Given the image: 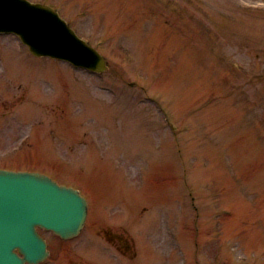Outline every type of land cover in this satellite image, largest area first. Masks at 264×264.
Listing matches in <instances>:
<instances>
[{
	"label": "rangeland",
	"instance_id": "374dc122",
	"mask_svg": "<svg viewBox=\"0 0 264 264\" xmlns=\"http://www.w3.org/2000/svg\"><path fill=\"white\" fill-rule=\"evenodd\" d=\"M148 1L152 4V0ZM148 1L139 0L134 4L136 8L138 4L141 8H137L138 11L142 12L147 20L156 19L159 31L158 29L152 31L151 27L145 31V20H142L139 21L141 30L138 25H132L127 27L123 36L127 38L141 32V44L147 49V52L142 49L141 55L147 57L146 65L149 68L162 65L159 68L164 73V84L160 85V88L166 94L169 92L178 97V100L182 97L186 99L187 104H190L189 108H195L204 101L214 99L213 104L205 110L210 119L214 118L213 122L215 117L219 116L218 109L224 100L239 109L240 113L245 112L247 116L251 114L254 117V105L256 108L260 107L255 114L262 117L264 75L258 81H252L249 76L232 75L227 64H223L218 57L221 46L216 43L218 34L213 24L205 25L201 21H196L197 26L193 21L194 24L189 27L183 21L175 22L169 18L166 11L158 12L148 9L146 5ZM91 4V0L88 2L66 0V9L70 15H74L78 7ZM109 7L108 1L104 4L94 3L89 8L91 16L99 17L109 11ZM115 13L118 14L115 20L119 22L122 20L128 22L136 17L132 11L116 10ZM154 14H157V17ZM193 18H198L194 12ZM103 21L108 23L109 18L104 16ZM96 23L99 25L101 21L96 19ZM225 25L230 23L226 21ZM147 34L153 45L162 44V46L158 49L148 47L150 42ZM154 35L158 38L154 39ZM209 37L212 45L208 40ZM171 38H179L177 42L187 47L191 46L182 52L186 61L182 59L181 64L178 61V55L169 61L171 55L168 42ZM117 40L114 34L110 45L114 46ZM133 42L138 47L137 42L135 40ZM230 42L234 51L239 49L232 39ZM195 44L197 48L194 47ZM227 48L232 49L230 46ZM242 54L241 58L246 62L245 65L255 68V63H249L250 59L247 62L245 54L243 52ZM216 57L218 61L215 60ZM184 62L187 63V67ZM108 74L104 82L96 80L82 72H74L67 65L35 59L16 39L0 37V163L36 162L42 165L43 169L60 175L62 179L71 176L86 186L84 187L91 192L95 203L92 224L79 239L61 245L53 239V235L46 234L56 251V257L51 264H181L180 249L187 248L185 242H188L191 248L190 264H196L194 256L198 246H203L197 251L201 250L206 258L208 255V264H224L226 252L223 247H220L219 242L211 240L212 236L208 231L210 219L219 223L225 222V236L221 237V243L223 241L228 243L225 239L240 238V236L232 237L238 232L234 229V223L239 220L242 230L245 229L243 235H241L243 231H239L243 238L241 241L243 250L264 254V180L254 185L258 190L253 186L256 181L254 177L250 181L246 180L248 186H253L252 191H244L249 193L247 199L240 198L237 193L229 192L226 187L228 184L232 187L238 179L242 182V184L239 183L241 189L247 186L242 174H250L248 167L258 169L254 164L258 163V159L256 155L254 156L250 144L257 141L264 148V144L258 142L263 139L262 132L253 131L242 139L241 156L246 154L248 161L244 159L243 164L247 166L241 170L233 172L221 170L220 163L216 160L217 169L213 170L215 172H201L195 176L198 179L211 180L214 187L219 188L218 199L221 208L209 207L196 216L192 204L190 208L188 193L182 184L183 173L179 159L164 158L161 163L162 157H157L151 152L153 140H158V137L163 134L165 139L163 138L162 141L166 142V147L173 156L168 142L171 136L170 131L164 124L162 116L157 113L154 106L143 104L140 92L127 86L123 88V84L128 85L131 80L128 71L121 70L120 65H115ZM184 76H190L191 79H184ZM193 79H198L196 87L200 82L207 86L204 89L198 86L199 90L195 92L191 88L185 90L184 85L189 81L194 83ZM135 80L134 73L132 81ZM213 89L222 96L214 97L211 92ZM204 90H210V92L204 94ZM122 102L127 103L128 109L134 112L132 120L125 119L132 123L124 121L123 115L119 114L123 113ZM40 106L45 107V110H40ZM57 108L63 110L66 115L73 114L72 111L75 110L76 113L67 119L69 128L63 125L64 120L60 122L61 116L57 115ZM115 109L118 112L114 111ZM10 114L17 115L14 118ZM57 119L59 124L52 123ZM28 120L34 121L38 127H42L43 131L50 130L52 124H57L59 130L52 132L54 143L48 151L45 152L44 146L41 150V144H39L37 149L33 147L22 154L14 152V146H19V140L29 132L27 127L24 128ZM45 120L47 121L44 122ZM212 125L210 120L206 127L213 129ZM259 125L258 121V127ZM261 126L264 128V118ZM213 127L222 128L223 124L213 125ZM43 131L39 130V132ZM63 136L65 137L61 139L63 143H60L56 137ZM41 137H43L42 134L38 135L36 131L35 139ZM105 141L111 144V152L120 150L126 159H131L129 160L131 171L124 172L127 182L129 180L137 182L140 175H146L147 178L141 185L137 187L134 184L125 183L122 171L102 165H99L97 170L92 166L94 160L91 158L97 155L96 145L101 142L105 144ZM144 141L149 142L144 146L145 148L138 145ZM56 142L64 148L63 155L70 157L72 161L75 159V166L63 167L56 163L52 148L57 144ZM223 145L224 141L218 138L213 145L208 144L207 149H214V152L217 149L225 150ZM237 149L235 145L232 152L234 155L237 154ZM212 156L216 155L213 153ZM148 157L152 159L155 157L158 167H155L156 169L151 173L139 172V168L144 172L148 171L141 164ZM165 157L173 158L174 156ZM78 160L87 163L89 167L84 164L78 168ZM210 166H214V162L211 161ZM83 168L84 171H80ZM219 174L228 181V184L225 182L221 186L222 180L218 177ZM227 174L230 178L226 177ZM260 174L263 178L264 168L256 171V175L260 176ZM259 186L262 187L259 188ZM253 191L256 194L253 195ZM184 201L189 204L188 211L180 209L181 206H185ZM204 201L211 204L213 199L208 201L204 199ZM258 202L260 206L255 207ZM125 207L128 210L123 212ZM224 212L231 213V216L222 218L227 215ZM243 215L248 216L249 220L245 221ZM151 216L158 218L152 220ZM176 217L182 218L180 232L174 227ZM139 221L143 222L144 229L140 227ZM252 228L254 231L251 236L247 232L250 229L252 231ZM251 239H253L252 243ZM247 245L250 246L247 247ZM93 253L96 256H93Z\"/></svg>",
	"mask_w": 264,
	"mask_h": 264
},
{
	"label": "water",
	"instance_id": "95a60500",
	"mask_svg": "<svg viewBox=\"0 0 264 264\" xmlns=\"http://www.w3.org/2000/svg\"><path fill=\"white\" fill-rule=\"evenodd\" d=\"M0 180L2 181L1 182L2 185H4L5 183L8 182L7 179H3V178H1ZM19 184H23V183H19ZM25 187H26L25 185H22L20 188H18L21 191H18L17 195H14V196H12L10 194L7 195V194L0 193V205L4 206V204L8 203V202H9V204L10 203H12L13 205L15 204L17 207H19L20 209H23L26 213L31 214L32 217H34L35 215L33 216V214L35 213L36 209L39 206L43 207V205H42L43 203L42 202L40 203V201H37V200L34 202H32L31 200L26 201L25 200L26 196L24 193L26 191ZM1 189H4V188H1ZM54 203L57 205V207L62 208L61 201L58 198L55 199Z\"/></svg>",
	"mask_w": 264,
	"mask_h": 264
}]
</instances>
